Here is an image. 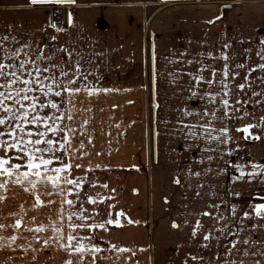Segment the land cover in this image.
Segmentation results:
<instances>
[{"label": "crops", "instance_id": "obj_1", "mask_svg": "<svg viewBox=\"0 0 264 264\" xmlns=\"http://www.w3.org/2000/svg\"><path fill=\"white\" fill-rule=\"evenodd\" d=\"M58 7H68L72 17V23L63 27V32H57L50 25L52 12ZM210 20L214 22L208 23ZM3 36L16 37L18 43L12 47L27 43L33 49L38 44L59 49L65 45L73 51L72 60L78 59L76 53H80L79 58L83 61H91L85 66L92 72L88 80L94 86L111 89L91 96L82 91L76 97V118L68 122L70 127L78 129L69 151L79 149L83 141L84 148L79 151L86 153L83 157H79V151L75 153L79 158L73 161V177L84 176L88 167H92L87 173L81 199L85 194L96 196L97 193L114 197L96 204L85 200V214L93 217L86 223H103L109 218V212L111 218L120 220V225L107 224L103 229H95L94 233L87 228L73 232L82 237L91 233V242L101 246L102 252L96 254V264H184L185 260L187 264H215L217 252L224 260L226 241L221 242L223 246H218L213 240L206 248L199 233L196 237L191 235L197 218L194 214L204 211L208 203L222 201V209L235 206L239 220L231 213L227 215L243 229L240 240L250 238L254 241L253 252L264 251L261 243L264 219L255 215L243 217V212L252 213L253 205L264 202V179L261 175L236 179L240 172L233 167L241 163L245 164L246 171H251L248 161L264 163V135L259 140L245 139L244 134L236 130L245 123H258L259 117L264 116V107L246 105L249 116L228 120L232 140L218 145L221 151L217 152H203L206 146L203 140H186L179 133L181 125L177 123L180 119L192 121V117L182 116L185 108L212 107L199 95L191 96L189 88L194 81L185 73L195 72L199 65H188L185 60L208 50L218 53L227 42L231 44L227 50L231 65L244 62L246 66H252L260 62L256 52L260 47L258 38H264V0H75L73 4L0 0V37ZM52 36L57 39L53 41ZM245 49H251V52ZM245 57L250 59L245 60ZM60 58L58 53L53 63ZM197 59L212 63L206 57ZM223 63L217 59L215 66L220 68ZM238 71L236 84L242 82L245 74V69ZM209 74V71L204 72L205 76ZM259 75V69L252 73L253 78ZM176 76L178 78L174 80ZM219 76L217 72L218 79ZM260 87L256 80L253 88L259 91ZM205 88L206 85H202L194 91L202 93ZM53 98L59 101V98ZM253 116L257 120H252ZM85 119L87 125H83ZM215 123L217 127L221 126L220 121ZM251 131L260 132V129ZM211 146L217 147L215 143ZM225 149H232V154ZM207 155L214 156V160L209 163L204 159L201 164L199 161ZM76 163L83 167L76 169ZM97 164L101 167L96 168ZM209 167L212 172L203 173ZM188 169L200 170L202 175L186 180ZM177 174L181 184L174 183ZM201 182L203 187H197ZM103 184H107L106 189L101 187ZM50 190L41 187V199L53 200L55 204L37 207H33L34 195L20 186L10 184L7 193L0 192L6 196L0 200V223L8 225L0 230V236L15 233L18 237L10 245L0 242L3 243L0 264H63L69 258L67 249L51 239L45 247L42 240L34 239L33 232L28 230L57 220L61 197L43 194ZM197 191L199 196L195 195ZM71 198L75 199V196ZM109 205L114 207L110 209ZM94 208L98 215L93 212ZM65 209L66 243L69 229L66 206ZM120 210L124 215L117 217ZM18 218L27 227L22 226L17 231L11 225ZM185 219L189 221L187 225L183 223ZM201 219L206 226L210 223L209 217ZM173 220L179 227L172 226ZM73 222L81 223L75 216ZM38 235L43 238L53 234L48 228ZM113 245L116 249L129 251L117 252ZM238 247L244 245L241 243ZM189 254L202 259L193 261ZM233 257L236 260L242 258L236 252ZM72 259L73 264H77L78 256ZM92 259L89 252L84 264H92ZM243 259L248 264L257 259L264 264L261 256L245 254Z\"/></svg>", "mask_w": 264, "mask_h": 264}, {"label": "snow or ice", "instance_id": "obj_2", "mask_svg": "<svg viewBox=\"0 0 264 264\" xmlns=\"http://www.w3.org/2000/svg\"><path fill=\"white\" fill-rule=\"evenodd\" d=\"M31 2L33 4H73L75 0H31ZM215 19H219V17ZM213 22L208 21V23ZM68 23H72L71 13L68 15ZM51 26L57 32L65 31L63 27L57 26L55 23H52ZM51 39L55 41L57 37L52 36ZM17 43L18 41L14 36L0 37V192L7 193L10 184L20 186L34 195L35 203L33 207L55 204L53 200L45 201L41 199L39 191L41 187L51 189L44 192V195H60L61 207L57 213L59 225L57 220H53L49 225L41 223L36 225L34 229L29 228L28 230L33 232L34 239L42 240L45 247L48 246L51 239L54 243H58L61 248L67 249L69 258L63 264H73L72 258L74 256H78L77 264H84L85 257L89 252L93 257L92 264H96V254L102 252L101 246L98 243L91 242L93 238L91 233L82 237L78 234L74 235L73 232L76 229L87 228L94 233L95 229H103L107 224L120 225V220L111 218L112 213L109 212V218L103 223H86L93 217L85 214L87 212V209L84 208L85 200L91 204H96L107 199H114V197L97 193L96 196L85 194L84 199H81L87 173L92 170V167H88L84 176L73 177V161L83 157L86 153L79 151V149L84 148L83 141L80 142L79 149L69 151L78 129L70 127L68 122H72L76 118V97L82 91L91 96L101 91H111V89H101L94 86V83L88 80L92 72L88 71L85 66L86 63L90 64L91 61H83L82 58H79L80 53H76L78 59L72 60L73 51L65 45H61L59 49L47 44H38L35 49L27 43L19 44L18 47L11 46ZM258 44L260 47L256 55L260 62L252 66H246L244 62L231 65L227 51L231 44L227 42L221 46L218 53L208 50L184 61L188 65L193 63L199 65L195 72L185 73L194 81L189 88L191 96L199 95L200 99L206 100L207 104L212 107L183 109L182 116L192 117V121L178 120L177 123L181 125L178 131L186 140L191 138L197 142L205 141L206 146L202 149L203 152L221 151L218 145L227 144L232 140L226 122L231 119L242 120L244 117L249 116L250 113L246 105L264 107V38H258ZM45 49H47V54H45ZM245 51L250 53L251 49H245ZM58 53L61 54V58L58 62L53 63ZM197 57H206L212 63H207L204 59H197ZM217 59L224 62L220 68L215 66ZM247 59H250V57H245V60ZM155 60L156 55L153 49L154 76ZM233 68L237 70L233 71ZM239 69H245V74L242 82L236 84L235 79L240 75ZM257 69L260 70L261 75L253 78L252 73ZM205 71H209L210 74L205 76ZM217 72L220 73L219 79L217 78ZM169 76H173V74L169 73ZM176 78L178 76L174 77V80ZM256 80L259 81L261 86L259 91L253 88V83ZM202 85H206L202 93L194 91ZM258 96L261 99H252V97ZM53 97L59 98V101ZM245 97L248 98L245 99ZM218 113L220 114L218 115ZM252 120L255 121L257 118L253 116ZM216 121H220L221 126L217 127ZM87 124L88 120L85 119L83 125ZM255 128H259L260 132L251 131ZM80 130H83L82 126ZM236 130L242 132L245 139L259 140L264 135V116L259 117L258 123H245ZM88 139L91 142L92 137L89 136ZM213 143L217 147H212ZM77 151H79V157L75 155ZM224 151L231 155L233 150L225 149ZM204 159L211 163L214 156L207 155L199 162L202 164ZM247 163L251 166V171L245 170V164L237 163L233 165L240 172V176H237L236 179L253 175H261V178L264 179V163L252 161ZM81 167H83L81 164H75L76 169ZM95 167L100 168L101 165L97 164ZM218 171H223V169H218ZM210 172H212L211 167L203 170V173ZM201 175L200 170L192 171V169H188L185 179L190 180L193 176L199 178ZM174 183L181 184L179 174L176 175ZM101 187L106 189L107 184H103ZM197 187L202 188L203 183H199ZM112 191L114 192L115 189H112ZM195 195L199 196L200 192L197 191ZM236 195H239V193ZM73 196H75V199L71 198ZM5 198V195L0 194V200ZM223 203V201L219 204L208 203L204 211L195 213L194 215L197 218L192 225L191 235L196 237L199 233L202 237L203 247L206 248L211 246L213 240L217 241L218 246H223L222 241L227 242V250L223 253L225 259L221 260V253L217 252L214 257L215 264H248V261L243 259L245 254L264 257V251L257 250L253 252L251 250L253 240L250 238L240 240V232L243 229L236 223L239 216L236 214L235 206L222 209L221 204ZM77 205H79L78 211ZM65 206L68 212L67 228L69 229L66 243L64 242L63 224ZM108 207L111 209L114 205ZM252 209V213L243 212V217L255 215L258 218H264V202L253 205ZM21 211L23 212L22 206ZM93 212L98 215L97 209L94 208ZM227 213H231L236 220L229 219ZM13 215L16 214L13 213ZM122 215H124L123 210L116 213L117 217ZM74 216L81 223L73 222ZM202 217L210 218V223L207 226L202 222ZM183 223L187 225L189 221L185 219ZM22 226L27 227L23 224L21 218L15 219L11 225L17 231ZM172 226L174 228L179 227L175 220H173ZM7 227L8 225L0 223V230ZM48 228L51 229L53 234L51 237L42 238L38 235ZM17 238L15 233L7 237L0 236V242H6L10 245ZM241 243L244 245L242 248L238 247V244ZM261 243L264 244V240ZM0 246H3V243H0ZM112 247L117 252L129 251L125 248L116 249L114 245ZM234 252L240 253L242 258L236 260L233 257ZM189 256L193 261L202 259L197 255L189 254ZM184 264H187V260ZM251 264H261V261L258 259L253 260Z\"/></svg>", "mask_w": 264, "mask_h": 264}, {"label": "built area", "instance_id": "obj_3", "mask_svg": "<svg viewBox=\"0 0 264 264\" xmlns=\"http://www.w3.org/2000/svg\"><path fill=\"white\" fill-rule=\"evenodd\" d=\"M68 15H69V8L68 7L56 8L52 12L50 25L52 23H55L57 26L67 27L69 25ZM51 28H53V27L51 26ZM121 223H123V220H121Z\"/></svg>", "mask_w": 264, "mask_h": 264}, {"label": "rangeland", "instance_id": "obj_4", "mask_svg": "<svg viewBox=\"0 0 264 264\" xmlns=\"http://www.w3.org/2000/svg\"><path fill=\"white\" fill-rule=\"evenodd\" d=\"M264 219V218H263Z\"/></svg>", "mask_w": 264, "mask_h": 264}]
</instances>
